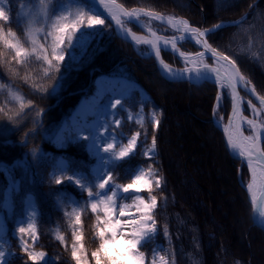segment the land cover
<instances>
[{"label":"snow or ice","instance_id":"obj_1","mask_svg":"<svg viewBox=\"0 0 264 264\" xmlns=\"http://www.w3.org/2000/svg\"><path fill=\"white\" fill-rule=\"evenodd\" d=\"M4 2L0 0V5ZM221 3L223 0H217L218 6ZM21 16L24 17L25 40L11 27L0 26V69L6 70L9 77H20L21 69H27L35 60L41 63L43 77L51 78L55 73H60L66 55L72 61H79L80 58L69 50L79 49L82 57L95 37L106 27H114V31L123 39H130L136 46H145L142 54L154 56L167 79L187 80L196 84L210 81L215 84L218 87L215 98L217 111L213 113L215 124L222 128L230 154L248 170V181L242 179L241 182L249 194L250 204L257 208L259 214L258 218L253 217L254 223L264 229V95L257 92L256 86L244 75L233 56L214 47L208 40L209 36L224 28H242L247 17L201 28L185 18L164 14L151 7L129 8L124 3H118V0H91V3L88 0H32V7L22 11ZM0 21L4 24L10 21L9 12L3 6H0ZM154 21L166 24L173 34H160L159 28L153 27ZM129 24H136L147 35H138L127 26ZM244 32L247 40L239 46L240 52L264 67V34L254 38L247 29ZM185 41L194 42L201 50L195 53L181 50L178 44ZM26 43L28 46H25ZM162 51L178 54L185 67L173 68L162 58ZM208 59L213 63H207ZM22 78L25 82L32 79L28 73ZM64 78L61 74L52 92L63 86ZM31 87L34 94L48 91L42 84L33 83ZM241 91L255 97L259 107L251 99L245 100ZM0 93L7 94L11 101L18 104L15 111L8 107L7 101L0 106V113L6 117V122L17 127L21 114L25 109H31L33 102L13 88L11 81L0 83ZM225 97L231 104L227 123H223L224 118L218 115ZM125 98L105 88L103 81H97L95 95L77 109L71 128L57 132L50 141L59 150H64L68 144L87 142L84 146L93 162L89 165V171L85 172L83 167L61 160L53 165L54 171L50 173V182L56 185L67 182L81 196L78 200H68L59 195L56 197L58 208L71 225L73 242L69 246L58 230L54 238L66 250L70 247L74 264H175L172 234L167 224L159 226L157 209L161 207L160 198L154 194L166 184L160 169L155 167L158 151L154 132L160 127L163 113L162 110L153 109L146 121L143 106L133 115L122 104ZM245 104L249 115L244 114ZM121 111L126 113L127 120L139 125L143 133L135 131L130 136L123 132L117 134L116 129L121 127ZM42 112L39 109L36 115L40 116ZM147 123H151L154 129L150 144L147 142ZM85 132L87 134H83ZM32 151L35 157L37 150ZM136 156L146 159L147 167L142 164L135 168L126 166ZM121 167L130 182H118L117 169ZM142 193H147V198ZM163 200L166 206L167 197L164 196ZM86 211L95 217L94 239L98 242L90 254L91 259L83 243L82 216ZM37 217V209L30 208L18 221L13 236L17 238L27 261L31 264H49L48 254L35 248L39 238ZM160 234L167 241L168 249L157 243ZM0 240L3 241L0 243V264H10L8 257L15 256V253L9 250L11 244L4 239L2 230ZM149 245H154L150 257L142 250ZM165 251L169 255L162 254ZM194 264H198V261H194ZM236 264L241 262L237 260Z\"/></svg>","mask_w":264,"mask_h":264},{"label":"trees","instance_id":"obj_2","mask_svg":"<svg viewBox=\"0 0 264 264\" xmlns=\"http://www.w3.org/2000/svg\"><path fill=\"white\" fill-rule=\"evenodd\" d=\"M6 1L8 6L5 10L9 12L10 21L7 24L0 21V26L11 27L25 40V25L22 23L20 9L23 5L32 3V0ZM118 2L129 8L151 7L164 14L184 17L201 28H209L222 21H232L245 15L247 19L243 21L242 28H224L209 36L208 40L214 47L233 56L244 75L256 86L257 92L264 95V67L241 53L239 47L247 40L244 29L254 38L264 34V0H223L219 6L217 0H197L195 3H192V0ZM133 27L138 30L135 25ZM187 43L191 45L188 50H197L194 43ZM25 46H28L27 43ZM69 51L79 57V61H72L71 57L66 55L60 73H55L51 78L43 77L41 63L35 60L27 69H21L20 77H9L6 70L0 69V83L7 84L11 81L13 88L18 89L26 100L33 102V107L25 109L21 114L17 127L7 123L6 117L0 113V210L4 213L8 227L5 238L11 244L10 251L15 253V256H9L10 264H31L20 250L17 238L13 236L17 227L16 221L26 213L25 207L30 196H33L39 211L36 251L46 252L49 264H74L70 247L66 250L54 238L58 230L65 236L69 246L73 242L71 225L58 208L56 197L59 195L68 200H78L81 196L77 189L67 182L61 185L50 182V172L60 157L83 167L85 172L89 171V165L93 162L84 146L87 142L68 144L64 150H59L50 141L62 123L68 121L79 99L93 92L95 79L104 74L123 76L138 84V87L133 88L122 100L128 112L135 115L143 106L147 121V116L153 109L162 110L158 130L154 132L151 123H147V142L151 143V135L154 132L158 151V163L155 167L160 169L166 181L165 186L154 193L160 198L161 205L157 209V220L159 226L167 224L172 234L175 264H194V261H198V264H236L237 260L241 264H258L259 256L254 258L251 249L254 243L264 248V231L252 223V207L239 178L240 162L228 152L223 132L213 120V113L217 111L215 98L218 87L210 81L196 84L187 80L165 79L159 72L154 58L138 53L132 42L119 36L113 27H106L95 37L82 57L79 49ZM162 55L168 63L181 65L174 54L162 51ZM26 73L32 77L28 82L22 78ZM61 74L65 77L63 86L52 92V87ZM33 83L42 84L48 91L34 94L31 87ZM141 90L148 93L146 100L142 98ZM6 101L13 111L18 109L16 102L11 101L7 94L0 93V106ZM230 108L229 99L225 97L218 115H222L225 120ZM39 109L43 112L37 116L36 111ZM195 111L201 112L200 117L189 120V115ZM120 118L121 127L116 129L117 134L123 132L130 136L135 131L143 133L139 125L126 119L124 111H121ZM192 123L211 133L210 139L215 142L216 149L221 154L224 162L222 164L230 170V185L234 190L232 200H235L241 211L237 222L243 220L245 231L237 233L234 229H227L224 220L229 215L228 210L223 211L220 205L215 207L213 199L210 202L206 200L209 195L203 181L207 179L205 171L200 165H191V160L194 162L196 159L188 156L190 150L186 143L189 133H192ZM26 133L29 134L27 137ZM143 138L142 134L141 140ZM33 149L37 150L35 157ZM139 151L138 145L137 152ZM209 154L208 152L207 155ZM141 164L147 166L148 161L136 156L126 166L135 168ZM117 172L119 183L130 182L125 177L123 167L117 169ZM248 175L247 169L242 166L241 180L247 181ZM10 181H17V187L11 190V207L7 209L3 207V201L5 189ZM164 196L167 197L166 206ZM86 198L85 193L84 199ZM82 222L83 243L91 259V252L98 246L94 239L95 217L90 211H86ZM157 243L162 244L165 249L169 247L162 234L158 235ZM144 251L151 256L149 249ZM166 254L169 255L167 251ZM169 258L171 259V256ZM260 264L264 262L261 261Z\"/></svg>","mask_w":264,"mask_h":264},{"label":"rangeland","instance_id":"obj_3","mask_svg":"<svg viewBox=\"0 0 264 264\" xmlns=\"http://www.w3.org/2000/svg\"><path fill=\"white\" fill-rule=\"evenodd\" d=\"M195 2H197V0H192V3H195ZM0 6H3L6 9V7L8 6L7 1L5 0L3 5H0ZM31 7H32V3L23 5L20 9V15H21L22 11H27ZM22 19H24V17H22ZM129 26L133 30H135V28L133 27L132 24H129ZM153 27L159 28L160 32L165 34V35L173 34L172 30L165 24H161L159 22L154 21ZM137 29L138 30H136V31L141 32L140 28L137 27ZM41 39H43V37H41ZM191 44H193V43L191 42ZM178 47L184 51H195V49L188 50L191 47V45L188 44L187 41L180 42L178 44ZM143 50H145V47L140 48V46L139 47L137 46L138 53L142 54ZM207 61L211 62L212 60L208 59ZM179 64H181V59H179ZM97 81H103V86L105 88L112 89L113 92H115L118 96H127L133 88L138 87L137 83H135V82L129 80L128 78L123 77V76H115V75H113V76H111V75H100V76H98L94 82L95 88H94L93 92L90 93V95L83 96L79 99L78 103L76 104V106L72 110L71 114L69 115L68 121L63 122L57 132H60L64 128H69V129L71 128L72 120H73V117L76 115L77 109H79L82 104H84L86 101H88L90 97L95 95L96 87H97ZM141 96L144 100H146L149 97L148 93L145 92L144 90H141ZM244 106H245V111L249 112L247 105L245 104ZM257 106L259 107V105H257ZM75 109H76V111L73 114ZM72 114H73V116H72ZM200 114H201V112H199V111H195V112L191 113L189 115L190 116L189 120L192 119L193 117H200ZM221 117H223V116L221 115ZM224 122L225 121L223 119V123ZM190 128L192 130V133L190 131H189L190 133L188 132L189 138L187 140L188 142L186 143V145H188L189 150H190L188 156L190 155L192 157V159H196V160H194V162H193V160H191V163H190L191 165H194V164L200 165L203 168V170L205 171L207 179L203 180V181L205 184L204 186L207 189L206 191L208 192V195H209V197L206 199L207 202H210V200L213 199L215 207H216V205H220L222 207L223 211L228 210L229 215L224 220V222L227 223V225H226L227 229H234V231H236L237 233H240L241 231H245L244 230L245 226H244V224H242L243 220L239 221V223L237 222V220L240 218V212L241 211H240L239 207L236 205L235 200H232V198L234 196V193H233L234 190L232 189V187L230 185V181H231L230 170H229V168L227 169L225 167V165L222 164L224 162L221 159V154L216 149L215 142L210 139L211 133L207 132L206 130L202 129L201 127L199 128V126H197L193 123L190 125ZM178 131L179 130H177V132ZM57 132L55 133V135L57 134ZM83 134H86V132ZM55 135H54V137H55ZM201 144H202V146H200ZM208 152L210 153L209 155H207ZM145 167H147V166H145ZM53 171H54V169H52L50 173H52ZM248 177H249V175H248ZM16 185H17L16 183H12V181H10L8 186H7V189L5 190L6 196L4 197V203L3 204H4V207H6V208L10 207V200H11L10 199V192H11L12 188L15 187ZM142 194L145 195V197L147 198V193H142ZM32 207H35L37 209L35 203L32 201V196H31V199L25 208L26 212ZM37 211H38V209H37ZM20 220L21 219H18L16 221V226L18 224V221H20ZM0 230L3 231L4 239H5V233L7 231V225L5 223L3 213L1 211H0ZM247 230H249V228H247ZM0 243H3V241L0 240ZM160 245H162V244H160ZM5 247L8 248V245L6 244ZM152 247H154V245H149L142 250L149 249L150 251H152ZM263 250H264V248H261L260 246L256 245V243H254L253 249H251V251H253L254 258L259 256V258L257 259L258 264H260L261 261L264 262V251ZM162 254L167 255L166 251L162 252ZM8 259H9V257H8Z\"/></svg>","mask_w":264,"mask_h":264},{"label":"water","instance_id":"obj_4","mask_svg":"<svg viewBox=\"0 0 264 264\" xmlns=\"http://www.w3.org/2000/svg\"><path fill=\"white\" fill-rule=\"evenodd\" d=\"M88 2L89 3H91V0H88ZM243 17H245V15L243 16ZM242 18H237L236 20H234V21H240ZM224 22V21H223ZM228 22H231V21H228ZM136 25V24H135ZM129 27V26H128ZM139 27V26H138ZM114 28V27H113ZM140 28V27H139ZM211 28V27H210ZM133 30V29H132ZM140 30H141V32L140 31H135V30H133V31H135L138 35H147V32L146 31H144V30H142L141 28H140ZM129 41H130V39H129ZM133 44H134V42H132ZM134 46H135V44H134ZM201 49H199L198 51H200ZM197 52V51H196ZM189 53H195V52H189ZM146 56H148V55H146ZM177 56H178V54H177ZM153 58H154V56H153ZM162 58H163V56H162ZM155 59V63H156V65H157V67H158V69H159V71H160V73H161V75L164 77V78H166L165 76H164V74L161 72V70H160V68H159V65H158V61H157V59L156 58H154ZM164 59V58H163ZM166 62V61H165ZM168 63V62H167ZM207 63H209V64H212L213 62H207ZM170 64V63H169ZM172 65V64H171ZM172 67L173 68H179V69H182V68H184V67H178V66H175V65H172ZM167 79V78H166ZM167 80H169V79H167ZM170 81H174V80H170ZM241 94V93H240ZM252 98L254 99V101H256L257 103H258V101L255 99V97H253L252 96ZM230 112H231V109H230ZM229 115H230V113H229ZM246 115V114H245ZM228 118H229V116H228ZM228 118H227V120H226V122L225 123H227V121H228ZM221 130H222V128H220ZM222 132H223V130H222ZM223 135H224V140L226 141V137H225V134L223 133ZM226 144V143H225ZM227 150H228V148H227ZM228 152H229V150H228ZM230 153V152H229ZM231 155V154H230ZM232 156V155H231ZM242 184V183H241ZM243 185V184H242ZM245 187V186H244ZM245 190H246V187H245ZM247 191V190H246ZM248 197H249V194H248ZM249 200H250V197H249ZM257 217L258 218V216H259V214H258V211H257V208L255 207V206H252V212H251V219H252V223H253V225H256L257 226V224L256 223H254V220H253V217ZM259 227V226H258ZM260 228V227H259ZM263 231H264V229H262Z\"/></svg>","mask_w":264,"mask_h":264},{"label":"bare ground","instance_id":"obj_5","mask_svg":"<svg viewBox=\"0 0 264 264\" xmlns=\"http://www.w3.org/2000/svg\"><path fill=\"white\" fill-rule=\"evenodd\" d=\"M176 17H179V16H176ZM181 18H183V17H181ZM156 22H158V21H156ZM159 23H160V22H159ZM165 25H166V24H165ZM160 34H163V33L160 32ZM164 35H165V34H164ZM176 35H180V33H176ZM241 96H243V97L245 98V100L251 99L252 102H253L254 104H257V103L254 102V99L252 98L251 95H246V94L243 95V94H241ZM244 109H245V106H244ZM75 111H76V109L74 110L73 114L75 113ZM73 114H72V116H73ZM244 114H245V111H244Z\"/></svg>","mask_w":264,"mask_h":264}]
</instances>
